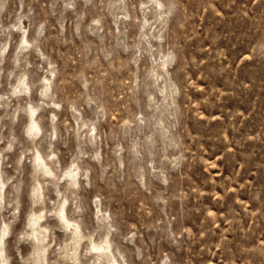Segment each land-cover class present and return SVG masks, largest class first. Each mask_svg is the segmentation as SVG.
Here are the masks:
<instances>
[{
  "label": "clouds",
  "instance_id": "1",
  "mask_svg": "<svg viewBox=\"0 0 264 264\" xmlns=\"http://www.w3.org/2000/svg\"><path fill=\"white\" fill-rule=\"evenodd\" d=\"M0 264H264V0H0Z\"/></svg>",
  "mask_w": 264,
  "mask_h": 264
}]
</instances>
